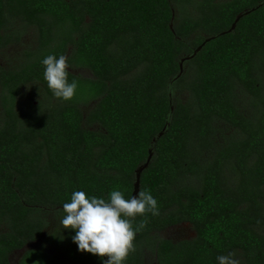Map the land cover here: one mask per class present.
Masks as SVG:
<instances>
[{
	"label": "trees",
	"instance_id": "16d2710c",
	"mask_svg": "<svg viewBox=\"0 0 264 264\" xmlns=\"http://www.w3.org/2000/svg\"><path fill=\"white\" fill-rule=\"evenodd\" d=\"M263 2L0 0V59L26 30L37 34L0 64V264L42 238L71 264H104L60 224L63 204L76 191L131 199L150 150L140 191L160 214L128 218L135 250L123 264H147L148 253L158 264H219L230 252L264 264ZM48 55L67 57L72 99L49 89ZM183 223L193 238L159 237ZM45 245L21 264H70Z\"/></svg>",
	"mask_w": 264,
	"mask_h": 264
},
{
	"label": "clouds",
	"instance_id": "9594fccd",
	"mask_svg": "<svg viewBox=\"0 0 264 264\" xmlns=\"http://www.w3.org/2000/svg\"><path fill=\"white\" fill-rule=\"evenodd\" d=\"M45 66L44 79L57 99H72L78 87L76 81L67 80V57L48 55L42 60ZM66 215L61 219L63 228L75 229L72 237L81 252L98 255L109 259L104 264H123L130 251H134L133 240L135 231L131 219L138 214L151 213L158 216L157 200L145 190L138 192L131 199H125L122 191L113 190L109 199L95 196L88 198L83 191H76L71 202L63 204ZM122 216L124 218H122ZM142 221L139 228L144 227ZM137 229V231L139 230ZM236 253L219 255V264H240L235 259Z\"/></svg>",
	"mask_w": 264,
	"mask_h": 264
},
{
	"label": "rangeland",
	"instance_id": "374dc122",
	"mask_svg": "<svg viewBox=\"0 0 264 264\" xmlns=\"http://www.w3.org/2000/svg\"><path fill=\"white\" fill-rule=\"evenodd\" d=\"M36 39L37 34L33 29H28L24 32L21 40L19 43L14 44L10 48L6 50L4 55L0 59V64L2 67H7L17 60V58L21 55V53L27 49H30L36 45ZM76 74H81L85 77L89 75L86 71H77ZM53 222V221H52ZM54 224V223H53ZM53 225H50L49 229L45 231L44 235H47L49 233V230H51ZM195 236V232L192 229L190 224H182L177 227L170 228L166 230L165 232L159 234V237L166 238L173 240L175 242L181 241L184 239H191ZM43 239V238H42ZM44 241V240H43ZM37 246L42 244V241L35 243ZM34 244V245H35ZM34 245H30L29 247H34ZM50 252L55 254L57 257L61 256L59 252H54L51 248H49ZM18 259H20V255H17ZM18 259H15V264L18 261ZM62 259V257H61ZM63 260V259H62ZM30 264H37L36 262L32 261ZM147 264H158L156 256L152 253L147 254Z\"/></svg>",
	"mask_w": 264,
	"mask_h": 264
},
{
	"label": "water",
	"instance_id": "95a60500",
	"mask_svg": "<svg viewBox=\"0 0 264 264\" xmlns=\"http://www.w3.org/2000/svg\"><path fill=\"white\" fill-rule=\"evenodd\" d=\"M263 4H264V2H263ZM247 14H249V11L248 12H246L245 14H243V15H247ZM243 15H239L238 17H237V19H236V21H235V23L232 25V27H231V29L229 30V32L228 33H231V32H233L234 30H235V28H236V26H237V23L239 22V20L241 19V17L243 16ZM213 38H207L206 40H205V42L200 46V47H198L195 51H194V53L192 54V55H190V56H186V57H184L182 60H181V62H180V73H179V76L177 77V78H179L182 74H183V72H184V63L186 62V61H190L191 59H193L202 49H203V47L210 41V40H212ZM164 133V132H163ZM163 133H161V134H159V138L163 135ZM156 143V139L153 141V144H155ZM152 156H153V152H152V150H150V154H149V158H148V160H147V162H146V164H144L143 166H141L137 171H136V182H135V184H134V192H133V195H132V197L133 196H136L137 194H138V192L140 191V179H141V174H142V172L149 166V164H150V162H151V159H152ZM107 259H109V257H107V256H105L104 257V261L105 260H107Z\"/></svg>",
	"mask_w": 264,
	"mask_h": 264
},
{
	"label": "flooded vegetation",
	"instance_id": "af4514ba",
	"mask_svg": "<svg viewBox=\"0 0 264 264\" xmlns=\"http://www.w3.org/2000/svg\"><path fill=\"white\" fill-rule=\"evenodd\" d=\"M183 224H187V223H183ZM179 225H182V224H179ZM179 225L171 226V227L167 228L166 230H168V229H170V228H173V227H177V226H179ZM166 230H165V231H166ZM165 231H163V232H165ZM163 232H162V233H163ZM160 234H161V233H160ZM164 239H166V238H164ZM39 241H42V244L39 245V246H37V245L35 244L36 242H31V243H28L26 246H24L22 249L13 251L12 254L10 255V257H9L10 264H15L14 257H15V259H18V256H17V255H20V259H18V261L16 262V264H21L22 258H23L24 254H25L28 250L36 249V248H38V247H40V246H42V245H43V246L45 245L43 239H41V240H39ZM39 241H38V242H39ZM174 242H175V241H174ZM34 244H35V245H34ZM30 245H34V247H29ZM45 247H46L47 252H48L49 254L53 255V256H56V255L53 254L52 252H50L49 248H51L54 252H59V251H57V249H55V248L52 247V246L45 245ZM59 254L61 255V256H58L59 259H61V257H62L63 261H65V262L71 264L70 260H69L66 256H64V255H63L62 253H60V252H59ZM56 257H57V256H56Z\"/></svg>",
	"mask_w": 264,
	"mask_h": 264
}]
</instances>
